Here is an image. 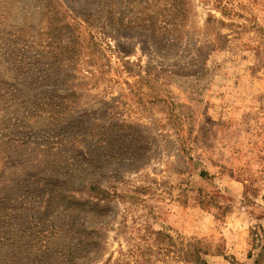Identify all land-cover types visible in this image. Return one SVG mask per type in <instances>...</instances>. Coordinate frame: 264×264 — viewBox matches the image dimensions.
I'll return each mask as SVG.
<instances>
[{"label": "rangeland", "instance_id": "rangeland-1", "mask_svg": "<svg viewBox=\"0 0 264 264\" xmlns=\"http://www.w3.org/2000/svg\"><path fill=\"white\" fill-rule=\"evenodd\" d=\"M0 264H264V0H0Z\"/></svg>", "mask_w": 264, "mask_h": 264}, {"label": "crops", "instance_id": "crops-1", "mask_svg": "<svg viewBox=\"0 0 264 264\" xmlns=\"http://www.w3.org/2000/svg\"><path fill=\"white\" fill-rule=\"evenodd\" d=\"M214 225H215V224H214V219H213V227H214Z\"/></svg>", "mask_w": 264, "mask_h": 264}]
</instances>
